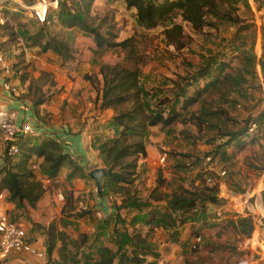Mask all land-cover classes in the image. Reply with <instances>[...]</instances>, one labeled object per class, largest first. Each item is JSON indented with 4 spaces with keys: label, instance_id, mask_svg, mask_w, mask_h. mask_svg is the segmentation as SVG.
<instances>
[{
    "label": "rangeland",
    "instance_id": "obj_1",
    "mask_svg": "<svg viewBox=\"0 0 264 264\" xmlns=\"http://www.w3.org/2000/svg\"><path fill=\"white\" fill-rule=\"evenodd\" d=\"M35 1L0 2V44L8 53L9 62L17 63L14 82L18 80L15 84L21 92L31 85V92L38 89L45 98L34 114V124L44 125L46 136L53 135V131L62 133L64 126L70 131L85 130L91 142L88 149L91 162L83 163L85 170L79 168L78 178H69V171L79 160L74 156L73 164L65 161L57 176L50 178L47 165L32 154L28 165L41 181L43 195L34 209L20 210L13 203L5 213L23 225L27 238L37 247L39 241H45V232L53 222L68 235L67 243L72 251L81 234L86 235L87 242L78 251L94 253L98 245L114 247L118 234L134 228L146 236L153 250L147 255L153 253L159 264H230L237 260L232 255L235 246L230 233V240L216 243L224 232L213 228V222L206 224L212 215H203L199 210L194 216V212L187 213L185 217L191 215L197 222L191 224L186 220L181 224L184 215L169 210L166 202L170 191L179 185L190 190L200 189L202 185L214 186L217 209L221 213L227 199L242 205L244 198H248L253 203V195L262 185L259 183V178H264L261 113L264 11L261 2L221 3L220 15H207L206 24L195 30L178 14L156 27L144 28L137 22L135 10L126 7L123 1H93L87 14L92 25L103 35H108V31L113 33L114 41L132 38L136 55L144 61L138 70V83L148 112L162 111L164 117L172 112L177 115L167 126L158 124L146 129L143 137L146 156H138L133 181L121 193L105 191L102 198L88 170L105 168L99 146L111 139L117 128L109 121L115 112L99 107L102 81L98 71L102 64L131 66L132 62L125 59L124 50L98 48L92 34L64 27L57 6L50 7L42 24L27 8ZM62 1L72 8L80 2L59 0V3ZM173 24L181 25L182 33L175 44H170L164 31ZM46 38L69 40L70 58L62 59L49 50L43 51L36 43L43 44ZM204 68H209V73L198 77L197 72ZM20 77L25 81L21 82ZM197 94L198 100L183 109L184 97ZM192 115L200 119V126H196V119L189 120ZM251 123H256L255 130L245 132ZM38 138L46 137H29L26 143ZM60 139L68 152L78 151L77 141L66 134ZM26 148L24 145L23 150ZM0 156L12 163L20 157L6 153ZM158 175L163 179L159 191L164 195V201L158 204V217L168 215L171 222L168 229L156 222L145 224L143 213L134 208L113 212L123 197L146 199L156 186ZM58 193L62 194V200L58 199ZM263 203L264 196L257 200V206ZM197 233L199 240L194 236ZM182 234L185 240L178 243ZM25 256L14 255L8 260L17 257L26 264H35Z\"/></svg>",
    "mask_w": 264,
    "mask_h": 264
},
{
    "label": "trees",
    "instance_id": "obj_2",
    "mask_svg": "<svg viewBox=\"0 0 264 264\" xmlns=\"http://www.w3.org/2000/svg\"><path fill=\"white\" fill-rule=\"evenodd\" d=\"M93 1L80 0L79 3H76L75 8H72L64 1L59 3V0H57L56 10H60L59 20L64 27L77 28L84 33L92 34L98 48H120L124 50L125 59L132 62L131 66L119 63L113 65L102 64L98 71L102 81V87L99 90V107L101 109L109 108L115 112L109 121L111 125L117 128L115 135L111 139L103 141L99 146V153L105 161V173L102 178L100 191L97 192L99 197L103 198L105 191L121 193L124 190V186L129 185L133 181L138 156L142 158L146 156L143 142L146 129L158 124L167 126L177 115L172 112L167 117H164L162 111L148 112L141 99L142 94L138 83V70L144 64V61L136 55L137 51L132 44V38L114 41L112 40L114 38L113 33L108 31V35H103L98 31L97 27L92 25L87 14ZM121 1L126 7L135 10L137 22L144 28L156 27L173 14H178L195 30L201 29L206 24L205 18L207 15L215 17L220 15L219 6L221 3L230 2V0ZM44 23L42 22V24ZM181 33L182 27L179 24H173L164 31L165 37L170 44H175ZM36 44L41 45L43 51L49 50L62 59H68L71 56L72 47L67 39L46 38L43 44L39 42ZM0 49L8 57V53L2 44H0ZM11 64L13 77L15 78L14 69L17 63ZM208 73L209 68H204L197 72V76L204 77ZM86 78L92 81L90 76H86ZM20 81L24 82V77H20ZM31 91L32 87L29 85L24 92L20 93V97L27 99L31 103L36 114L37 108L45 102V98L38 92V89ZM198 96L199 94L184 97L182 108L185 109L195 103L198 100ZM193 119L195 120L196 117L193 115L189 117V120ZM199 120L196 119V126H200ZM248 128L245 132H248ZM27 139L19 141V159L13 163L9 159H3V164L0 167V192L5 190L8 193V199L20 210H25L26 208L34 209L44 192L41 181L35 178L30 165H28V160L32 154L47 165L50 178L57 176L65 161L73 164L69 154L65 151L63 142L58 137L50 135L40 143L36 141L35 145L26 143L28 142L26 141ZM24 145L27 147L25 151L23 150ZM79 168L78 164L74 165L69 171L68 177L78 178L80 175ZM161 186H163V179L161 175H158L157 184L146 199H126L123 197L113 212L117 214L120 208H134L143 213L142 220L145 224L156 222L168 229L171 226V222L168 221V215L160 214L163 216L158 217L160 213L158 204L164 201V195L159 191ZM105 187L106 190L104 189ZM217 201L216 188L214 186L202 185L200 189L190 190L179 185L176 189L170 191L166 203L169 210L179 211L180 216L184 215L180 221L181 224H185L186 220L191 221L192 224L196 223L197 219L195 217L191 218V215L185 217V214L194 212V216L199 210L198 212L203 215H208L207 207L210 204H216ZM221 213L228 215V213ZM228 220L235 231L243 236L250 235L253 228L250 217H241L236 220L228 217ZM115 233H117L116 230ZM197 235L198 233L194 236L196 237ZM44 237L46 264H143L145 261L144 255L153 252L146 236L137 232L134 228L131 232L124 230L122 235L118 234L114 241V247L106 244L98 245L94 253H87L83 250L78 251V248H83L87 242L85 234L79 235L77 243L75 242V251L69 249V243H67L68 235L64 231L57 229L53 222L49 224ZM27 241L31 242L28 238Z\"/></svg>",
    "mask_w": 264,
    "mask_h": 264
},
{
    "label": "built area",
    "instance_id": "obj_3",
    "mask_svg": "<svg viewBox=\"0 0 264 264\" xmlns=\"http://www.w3.org/2000/svg\"><path fill=\"white\" fill-rule=\"evenodd\" d=\"M3 0H0V2ZM264 11V0H259ZM57 6V0H36L27 8L32 16L40 22H46L50 7ZM0 85L1 88L13 96L19 97L21 90L14 82L12 64L8 57L0 49ZM261 113L264 117V100L261 106ZM256 123H251L248 131L253 132ZM36 136L35 127L31 122L17 123V111L7 107L0 102V152L9 156L20 154L19 141L28 137ZM0 192V198H2ZM253 203L244 198L241 202V213L250 217L257 228L264 229V203L261 207L257 206L255 195ZM58 199L63 196L58 193ZM236 199V198H234ZM258 211V212H256ZM231 219H236L238 213H229ZM199 240V237H196ZM12 255H27L37 259L45 258V250L35 246L34 243L27 241V236L23 225L15 219H11L6 213H0V263L6 261ZM260 253L251 251L230 264H259Z\"/></svg>",
    "mask_w": 264,
    "mask_h": 264
},
{
    "label": "crops",
    "instance_id": "obj_4",
    "mask_svg": "<svg viewBox=\"0 0 264 264\" xmlns=\"http://www.w3.org/2000/svg\"><path fill=\"white\" fill-rule=\"evenodd\" d=\"M15 82L19 83L18 80H15ZM0 102L4 103L7 107L13 108L17 111V123L18 124L29 121L33 124V126L35 125L34 124L35 112L31 106V103H29V101L27 99H24L20 96L19 97L13 96L9 92L3 90L1 88V85H0ZM34 127L36 130V136L48 137L45 135L46 129H45L44 125H38L37 124V126H34ZM63 130L64 131L62 133H61V131H58V133L53 131L52 136L58 137L59 140L61 141L60 136L66 134V136L69 139L77 141L78 146H79L77 152H75L76 150H72V152H68L66 149H65V151L69 154V156L72 160L75 157H78L79 160H76V164H78V166L80 168H82V169L84 168L83 170H85L83 163L88 164L89 162H91V161H89L90 159H89V152H88V149L90 150V148H91V142H90V137H88V133L86 134L85 130L84 131H79V130L70 131L68 129V127H66V126L63 127ZM41 139L43 140L44 138H41ZM41 139L38 138L37 142L40 143L42 141ZM35 143H36V140H33V142H31V145H35ZM65 147L66 146L64 145V148ZM1 153L2 152H0V155H1ZM2 164H3V159L0 156V167L2 166ZM90 170H88V172H90ZM259 181H260L259 183H262V185L259 187L257 192L254 194L255 198H256V200H255L256 202L259 198L262 199L264 196V178L260 177ZM1 192L3 195H2V198H0V213H5L6 210L11 208L10 206H13V203L8 199V193L5 190H3ZM101 203H103L102 209H103V211H105L106 210L105 203L103 201ZM217 205H218V203L210 204L207 207V214H208V216L212 215V218L208 217V220L206 221V224H208V225L212 224V222H213V228L222 229V232H224V234H222V236L218 239V241L216 240V243L217 242L222 243V242H226V240H230V239H228V233H230L232 235L231 240L233 241L234 246H235L234 252L232 253L234 258L242 257L251 251H257L258 253H260V259H259L258 263L264 264V229L263 228H261V229L257 228V226H255L254 222H252L253 228H252L250 235L249 236L241 235L239 232L235 231L232 224L230 222H228L229 221L228 217H230L229 213H238L236 216V219L241 218V217H247L241 213V207H240L239 203H232L229 199H227L226 204L222 205L221 208L223 209V212L228 213V215H223L222 213H220L219 210L217 209ZM256 212H258V211H256ZM105 215H107V213H104V216ZM236 219H233V220H236ZM215 223L217 225H214ZM206 224L200 223L199 225L204 226ZM178 239L180 240L178 243H180L182 239L185 240L184 234L179 236ZM210 239L213 240L214 236L210 237ZM41 242H42V244H41ZM41 242L40 241L38 242L39 247L43 248L45 250V247H44L45 241H41ZM12 256H14V255H12ZM150 257H152V258H150ZM27 258H30L31 262H33L35 264H46V259L41 260V259H37V258L32 257V256H27ZM144 260L145 261L143 264H150L152 262L155 264H159L157 262L158 259H156L152 253L149 256L147 254L144 255ZM5 264H26V263L21 262L19 258L14 257L11 260H8L7 262H5Z\"/></svg>",
    "mask_w": 264,
    "mask_h": 264
},
{
    "label": "water",
    "instance_id": "obj_5",
    "mask_svg": "<svg viewBox=\"0 0 264 264\" xmlns=\"http://www.w3.org/2000/svg\"><path fill=\"white\" fill-rule=\"evenodd\" d=\"M104 169L102 168H94L90 171V176L95 180L97 191H100L102 178L104 176Z\"/></svg>",
    "mask_w": 264,
    "mask_h": 264
}]
</instances>
